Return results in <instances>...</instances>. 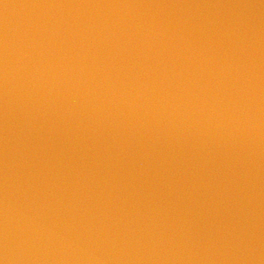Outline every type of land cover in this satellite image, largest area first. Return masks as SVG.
Returning a JSON list of instances; mask_svg holds the SVG:
<instances>
[{"label": "water", "instance_id": "water-1", "mask_svg": "<svg viewBox=\"0 0 264 264\" xmlns=\"http://www.w3.org/2000/svg\"><path fill=\"white\" fill-rule=\"evenodd\" d=\"M0 264H264V0H0Z\"/></svg>", "mask_w": 264, "mask_h": 264}]
</instances>
